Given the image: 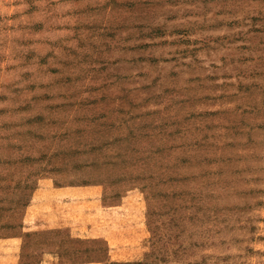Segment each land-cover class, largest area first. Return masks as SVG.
Returning <instances> with one entry per match:
<instances>
[{
    "label": "rangeland",
    "instance_id": "rangeland-1",
    "mask_svg": "<svg viewBox=\"0 0 264 264\" xmlns=\"http://www.w3.org/2000/svg\"><path fill=\"white\" fill-rule=\"evenodd\" d=\"M0 264H264V0H0Z\"/></svg>",
    "mask_w": 264,
    "mask_h": 264
}]
</instances>
